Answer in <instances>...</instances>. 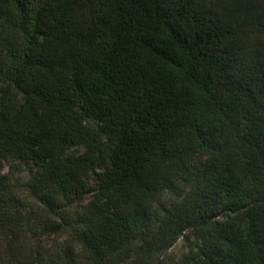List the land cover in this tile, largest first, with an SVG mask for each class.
<instances>
[{
	"label": "trees",
	"instance_id": "obj_1",
	"mask_svg": "<svg viewBox=\"0 0 264 264\" xmlns=\"http://www.w3.org/2000/svg\"><path fill=\"white\" fill-rule=\"evenodd\" d=\"M190 230L264 264V0H0V264Z\"/></svg>",
	"mask_w": 264,
	"mask_h": 264
},
{
	"label": "rangeland",
	"instance_id": "obj_2",
	"mask_svg": "<svg viewBox=\"0 0 264 264\" xmlns=\"http://www.w3.org/2000/svg\"><path fill=\"white\" fill-rule=\"evenodd\" d=\"M203 243L193 231H187L171 247L153 251L152 254L144 252L138 244L134 247L133 256L123 264H195L202 253Z\"/></svg>",
	"mask_w": 264,
	"mask_h": 264
}]
</instances>
